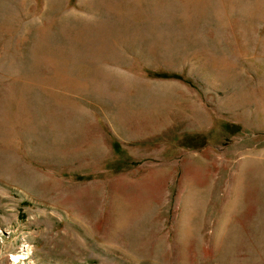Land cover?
<instances>
[{"label": "rangeland", "instance_id": "obj_1", "mask_svg": "<svg viewBox=\"0 0 264 264\" xmlns=\"http://www.w3.org/2000/svg\"><path fill=\"white\" fill-rule=\"evenodd\" d=\"M0 264H264V0H0Z\"/></svg>", "mask_w": 264, "mask_h": 264}, {"label": "bare ground", "instance_id": "obj_2", "mask_svg": "<svg viewBox=\"0 0 264 264\" xmlns=\"http://www.w3.org/2000/svg\"><path fill=\"white\" fill-rule=\"evenodd\" d=\"M20 258H22V259H23L24 257H23V256H20Z\"/></svg>", "mask_w": 264, "mask_h": 264}]
</instances>
